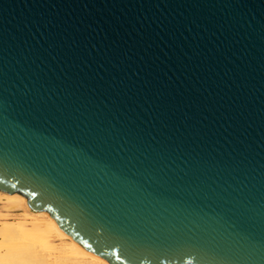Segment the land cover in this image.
Here are the masks:
<instances>
[{"label":"water","instance_id":"obj_1","mask_svg":"<svg viewBox=\"0 0 264 264\" xmlns=\"http://www.w3.org/2000/svg\"><path fill=\"white\" fill-rule=\"evenodd\" d=\"M0 191L109 264H264V0H0Z\"/></svg>","mask_w":264,"mask_h":264},{"label":"bare ground","instance_id":"obj_2","mask_svg":"<svg viewBox=\"0 0 264 264\" xmlns=\"http://www.w3.org/2000/svg\"><path fill=\"white\" fill-rule=\"evenodd\" d=\"M2 193L16 206H22L28 216L38 221L40 229L33 231L25 222L2 223L0 225V264H39L46 260L45 254L51 255L57 249L51 242L52 238L63 241L61 254L65 258L75 257L95 264H109L107 260L84 249L70 235L61 231L59 225L47 212L32 211L26 198L21 194Z\"/></svg>","mask_w":264,"mask_h":264},{"label":"rangeland","instance_id":"obj_3","mask_svg":"<svg viewBox=\"0 0 264 264\" xmlns=\"http://www.w3.org/2000/svg\"><path fill=\"white\" fill-rule=\"evenodd\" d=\"M4 222H25L27 226L33 231H38L40 229L39 222L34 220L32 217L28 216L27 211L22 206H16L12 201L7 199L4 193L0 192V225ZM51 242L54 246H56L57 249L51 255L45 254L46 260L40 262L39 264H95L82 258H65L61 254V250L63 248V241L59 238H52Z\"/></svg>","mask_w":264,"mask_h":264}]
</instances>
